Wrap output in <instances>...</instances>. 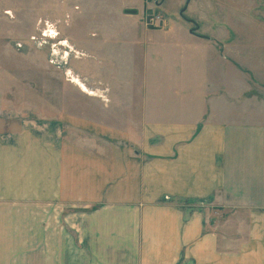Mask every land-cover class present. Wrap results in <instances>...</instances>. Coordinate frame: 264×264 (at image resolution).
<instances>
[{"label": "crops", "instance_id": "obj_1", "mask_svg": "<svg viewBox=\"0 0 264 264\" xmlns=\"http://www.w3.org/2000/svg\"><path fill=\"white\" fill-rule=\"evenodd\" d=\"M56 1L86 57L73 73L108 104L68 115L57 99L47 119L42 96L33 131L0 97V264H264V46L227 37L209 0ZM141 7L171 12L149 27Z\"/></svg>", "mask_w": 264, "mask_h": 264}, {"label": "rangeland", "instance_id": "obj_2", "mask_svg": "<svg viewBox=\"0 0 264 264\" xmlns=\"http://www.w3.org/2000/svg\"><path fill=\"white\" fill-rule=\"evenodd\" d=\"M81 1L87 2L86 0ZM92 1L99 2L100 0ZM143 1L136 0V4L142 6ZM220 1L209 0L207 8L208 12H213V14L217 12V15L220 13L223 15V31L228 35L226 36L231 38L233 30L239 31L241 37L245 38H247L246 34H250L252 39H250L249 46L259 44L260 47H263L264 0H222V8ZM56 4V0H38L37 2L23 0L21 1L22 7L0 8V97L12 102L8 106L11 116L19 118L22 127L33 128V131L36 130L35 128L48 126L47 120L42 118L41 107H45L44 104H40L42 96L48 98V111L47 113L43 112V114H47L45 116L47 119L53 118L57 99L64 101L61 105L62 110L68 115L72 113L74 106L79 109V112L89 110L95 114L99 107L102 108L108 104L105 88L90 87L89 83H84L81 77L73 73L71 69L73 57L76 59L86 57L85 53L73 48L71 41L61 32L58 17L62 16L63 25L67 26L71 32V25L75 21L73 13L71 18L68 14L63 13L62 8L59 9ZM194 9L198 10V7ZM155 12L159 14L160 18H163L162 12L169 15L171 10L165 11L156 8L144 11L141 7L137 8V13H133V15L142 18L145 23V15ZM230 41L227 39V42ZM247 42V39L244 40V43L248 44ZM246 44L244 46H247ZM121 48L119 47L117 50ZM45 80L47 83H44ZM99 86L101 85L99 84ZM87 97L97 99L100 104H92L82 99L81 102L77 100ZM13 98L14 100H11ZM75 101L76 103H74ZM97 120L103 122L100 118ZM37 123L42 124L39 126ZM43 128L37 131H41ZM65 129L64 136L68 140L84 138L83 135H77L71 131L69 127ZM91 210H94V207ZM77 212L78 210L73 209L70 205L64 210V256L72 255L71 216ZM32 231L33 241H38L42 233L37 221ZM37 250L34 244L32 252L35 253Z\"/></svg>", "mask_w": 264, "mask_h": 264}, {"label": "built area", "instance_id": "obj_3", "mask_svg": "<svg viewBox=\"0 0 264 264\" xmlns=\"http://www.w3.org/2000/svg\"><path fill=\"white\" fill-rule=\"evenodd\" d=\"M144 21L146 25L157 26L160 21V16L156 12L149 15H145Z\"/></svg>", "mask_w": 264, "mask_h": 264}]
</instances>
